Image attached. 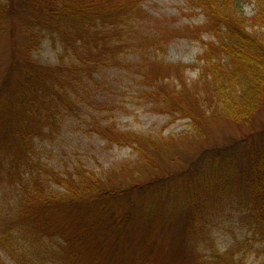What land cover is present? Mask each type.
Segmentation results:
<instances>
[{
    "label": "trees",
    "instance_id": "trees-1",
    "mask_svg": "<svg viewBox=\"0 0 264 264\" xmlns=\"http://www.w3.org/2000/svg\"><path fill=\"white\" fill-rule=\"evenodd\" d=\"M143 1L0 0V43L4 23L13 18L28 42L17 78L13 59L0 79V264H107L101 254L116 250L134 219L150 215L148 231L154 229L151 211L136 208L133 190L154 202L173 192L171 184L157 186L155 177L124 184L82 165L61 172L33 155L30 148L42 134L82 116L108 143L127 146L138 157L169 154L155 145L175 136L122 133L103 122L112 100L105 83L90 84L93 71L123 68L151 111L188 120L178 137L191 134L195 142L212 119L249 126L264 106V0H254L251 17L244 0H185L204 17L203 30L184 33L201 47L191 65L197 76L189 80L187 65L162 61L174 30L145 22ZM40 30L52 31L61 45L54 67L29 56ZM10 32L13 37L15 30ZM123 49L135 56L129 65L121 64ZM12 86L22 95H10ZM148 159L146 168L153 161ZM178 171L190 186L187 231L195 263L245 264L251 258L264 264V130L202 147ZM123 199L127 207L121 209ZM223 202L239 205L242 235L221 253L207 227ZM201 246L208 253H199ZM138 258L136 264H151L141 252Z\"/></svg>",
    "mask_w": 264,
    "mask_h": 264
},
{
    "label": "rangeland",
    "instance_id": "rangeland-1",
    "mask_svg": "<svg viewBox=\"0 0 264 264\" xmlns=\"http://www.w3.org/2000/svg\"><path fill=\"white\" fill-rule=\"evenodd\" d=\"M141 7L148 15L144 21L155 26V30H166V32L174 30L166 52L161 56L162 61L167 65H187L185 76L188 80L195 78L198 69L191 65L195 63L196 57L201 52V47L197 42L186 38L184 33L190 29L203 30L201 27L204 22L202 13L198 9L187 8L185 0H144ZM242 9L247 17H251L255 10L254 0H244ZM17 22V18L7 19L3 26L5 33L0 43V52L2 53L0 79L10 66L7 62L9 60L11 62L13 59L17 61L14 71V77L17 78L20 66L23 65L27 57L23 53V47L28 42L18 31ZM10 30H15L13 37ZM15 40L16 46H13ZM61 52V45L54 33L50 30H40L38 40L32 45L29 56L41 66L54 67L58 63ZM120 52L121 64L125 65L128 62L126 65H129L134 61L135 56L132 55L130 49H123ZM125 76H127L126 71L120 66L95 70L91 75L90 84L105 83L104 87L110 93L112 100L109 107L111 109L101 116L103 122L112 126L114 131L118 130L122 133L131 132L137 135L157 136L162 133L164 137L175 136L168 143L159 140L155 145L160 150L166 148L169 150V154L138 157L131 148L115 143L110 144L100 137L95 131L98 128L97 125L91 118L85 116H82L81 119H68L62 126L54 125L52 133L42 134L34 146L32 144L30 150L36 158H40L61 172L82 165L101 174L103 179H114V182L129 184L136 178L142 182L155 177L158 179L155 181L157 186L171 184L172 194L168 193L155 202L152 198H148L146 201L142 200L138 191L133 190L130 195L136 199V208L142 209L144 212L151 211L150 214L153 216L151 222L154 229L151 232L148 231L150 215L149 218L134 219L131 234L120 239L115 251L111 252L106 249L100 256L101 262L136 264L141 252L151 261V264H200L195 263L194 253L190 248L192 242L188 238L187 231L191 211L190 186L186 184L188 177L178 170L188 165L190 159L195 157L202 147L222 145L230 138H239L250 132L263 131L264 106L254 116L249 126L237 124L225 118L212 119L200 135L202 139L195 142L192 140L193 135L191 134L186 137H178L180 133L188 130V120H173L166 115L151 111L150 106L144 104L140 98L133 80L130 81ZM14 77L13 84L16 80ZM10 93L15 96L16 94L22 95L23 92L12 86ZM162 144L164 147H161ZM148 157L153 161L146 168L145 166L150 163ZM240 193L242 192L240 191ZM240 196L243 199L244 194H240ZM3 203L0 196V204L3 205ZM126 207V201L121 200L120 208ZM239 208L238 204L229 205L227 202H223L213 213V219L209 222L208 231H206L211 234L216 249L221 253L228 251L233 240L242 235V218ZM56 242L60 243L59 240ZM198 251L202 254L208 253L203 246ZM245 264L256 263L250 258Z\"/></svg>",
    "mask_w": 264,
    "mask_h": 264
}]
</instances>
